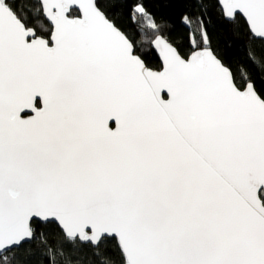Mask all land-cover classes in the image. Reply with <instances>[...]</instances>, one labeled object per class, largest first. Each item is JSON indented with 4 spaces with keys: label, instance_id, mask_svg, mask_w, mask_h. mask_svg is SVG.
Masks as SVG:
<instances>
[{
    "label": "snow or ice",
    "instance_id": "obj_1",
    "mask_svg": "<svg viewBox=\"0 0 264 264\" xmlns=\"http://www.w3.org/2000/svg\"><path fill=\"white\" fill-rule=\"evenodd\" d=\"M218 7L264 73V0ZM203 15L0 0V264H264V91Z\"/></svg>",
    "mask_w": 264,
    "mask_h": 264
},
{
    "label": "trees",
    "instance_id": "obj_2",
    "mask_svg": "<svg viewBox=\"0 0 264 264\" xmlns=\"http://www.w3.org/2000/svg\"><path fill=\"white\" fill-rule=\"evenodd\" d=\"M205 8H199L195 0H145L148 9L155 13L157 20L164 18L171 25V35L174 41L187 47L186 37L188 29L181 23V17L191 15L195 17L203 12L204 24L207 29L208 37L211 41V47L231 66L234 72L237 71L241 64L248 66V71L252 74L256 86L259 90L264 91V73L251 65L246 59L248 40L246 31L243 27L237 32V24L231 23L224 19L218 7L217 0H203ZM115 11L117 22L127 26L124 17L120 15L119 6L115 10L109 9L110 14ZM242 21L241 17H237ZM150 57L149 63L155 66L159 63L156 54L152 51L147 52ZM27 247V246H26ZM115 249L108 245V252L112 253ZM29 264H43L40 259V253L37 251L35 257L29 260Z\"/></svg>",
    "mask_w": 264,
    "mask_h": 264
},
{
    "label": "water",
    "instance_id": "obj_3",
    "mask_svg": "<svg viewBox=\"0 0 264 264\" xmlns=\"http://www.w3.org/2000/svg\"><path fill=\"white\" fill-rule=\"evenodd\" d=\"M217 3H218V0H217ZM224 19H226V18H224ZM227 20V19H226ZM155 53V52H154ZM156 54V53H155ZM157 56V58H158V60H159V57H158V55H156ZM113 126H114V124H113Z\"/></svg>",
    "mask_w": 264,
    "mask_h": 264
}]
</instances>
